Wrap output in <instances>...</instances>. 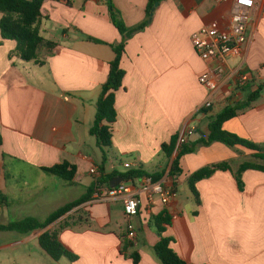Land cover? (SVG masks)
Wrapping results in <instances>:
<instances>
[{"label": "crops", "instance_id": "crops-1", "mask_svg": "<svg viewBox=\"0 0 264 264\" xmlns=\"http://www.w3.org/2000/svg\"><path fill=\"white\" fill-rule=\"evenodd\" d=\"M256 2L249 44L226 66L229 71L241 66L252 82L260 84L264 83V0ZM112 3L128 28L147 20L148 0ZM230 9L219 0H162L149 27L128 41L122 59L126 75L116 93L113 145L106 150L112 169L106 165V174L143 169L162 175L158 183L177 190L178 198L169 205L158 197L150 202L149 184L145 178L136 180L133 186L141 206L135 241L127 237L123 201L91 200L46 230L28 235L0 232V251H21L0 264H134V253L139 264H161L154 250L161 238L153 218L163 214L171 218L164 236L173 240L171 248L188 264H264V172H243L242 188L237 174L244 163L264 166V161L254 160V152L241 147L199 146L182 157V173L175 180L170 171L178 152L169 157L163 150L174 137L179 142L191 130L196 135L190 143L207 139L211 119L247 99V93L230 80L217 91L212 108H205L209 91L200 77L208 64L192 43L196 33ZM42 17L40 35L54 46L41 48L39 63L14 56L17 43L4 40L0 29V225L27 218L43 223L90 195L96 182L91 169H99L103 159L90 131L116 58L112 47L122 42L108 0H46ZM223 129L264 147V92ZM64 163L76 171L71 184L46 171ZM222 163L230 169L197 183V204L190 177ZM66 222L70 226L61 230ZM47 231H57L77 261H54L39 244Z\"/></svg>", "mask_w": 264, "mask_h": 264}, {"label": "trees", "instance_id": "trees-1", "mask_svg": "<svg viewBox=\"0 0 264 264\" xmlns=\"http://www.w3.org/2000/svg\"><path fill=\"white\" fill-rule=\"evenodd\" d=\"M46 0H0V14L3 15L0 22V29L4 40L14 41L17 43V48L14 56L24 62L39 63V51L43 47H53L54 44L46 42L40 35L39 23L42 20V8ZM162 0H148L147 6V20L136 27L128 28L112 3L108 0L111 19L114 26L117 28L122 36L121 44L113 46L116 54L115 60L110 65V73L108 81L103 85L101 95L97 102V114L93 128L90 133L97 139L100 148L103 151L102 163L99 166L101 173L100 182L105 187H110V184L116 178H123L126 182H134L136 180L151 178L154 183H158L162 179V175H152L143 169L130 170L124 174L113 172L107 175L105 166L108 163L107 149H111L113 145V125L117 120V111L115 108L116 93L123 87L126 72L123 70L121 63L126 52V46L130 39L135 35L145 31L150 25V20L153 18V9L156 4ZM87 41L102 44L101 41L87 37ZM251 80L245 87L240 88L243 93H247V99L237 105L226 108L223 112L212 118L209 125V136L207 139H201L196 143L186 144L177 148L178 138L174 137L170 144L163 146L164 152L171 157L177 151L178 155L174 159L170 176L175 180L179 178L182 173L180 168V161L183 156L196 152L199 146H211L215 143H221L225 146L235 149L238 147L245 148L254 152L253 158L256 161H264V147L256 145L249 140L243 139L235 134L227 132L223 129L226 122L236 118L239 113L249 109L253 103L258 101L261 94L264 92V83L256 84ZM230 166L227 163L206 167L189 179V188L194 195L197 204H200L199 193L196 189L198 182L211 178L217 171L229 170ZM247 170H258L264 172V166L257 163H244L238 171V182L240 187H243L242 174ZM46 171L56 177L63 179L68 183H72L76 171L73 167L64 163L53 168L46 169ZM95 189L90 195H87L80 200L69 204L62 209L52 214L45 222L41 223L34 218H27L22 221L13 222L8 225H0V232L18 233L21 235H28L36 231L46 230L75 208L92 200ZM153 223L157 227L160 235V242L155 247V254L161 261V264H188L182 260L171 248L172 239L166 238L164 233L165 226L171 225V218L168 214H163L153 218ZM68 222L61 226V230L68 228ZM41 248L54 260L60 261L63 258L71 262L77 261L78 257L67 249L59 240V233L57 231H47L41 235L39 239ZM131 258L134 264H139L140 257L134 253Z\"/></svg>", "mask_w": 264, "mask_h": 264}, {"label": "built area", "instance_id": "built-area-1", "mask_svg": "<svg viewBox=\"0 0 264 264\" xmlns=\"http://www.w3.org/2000/svg\"><path fill=\"white\" fill-rule=\"evenodd\" d=\"M219 2L229 4L230 12L205 25L192 38L195 51L208 64L207 71L200 77V83L206 86L209 91L205 103L206 109L212 108L214 97L224 82L234 80L240 89L252 80L248 74L243 72L241 66L229 71L226 62L229 59L240 57L247 48L249 44L248 28L253 21L257 2L256 0H219ZM195 135V131H189L179 139L178 146L186 144ZM126 168L130 169L131 166L128 164ZM91 173L96 177L92 200L100 203L123 201L127 237L131 241H135L137 238L135 219L139 216L141 201L133 182L125 181L112 189L101 184V173L98 168H92ZM145 182L150 186V202L158 197L164 205H169L171 201L178 198V192L174 188H166L162 183H154L151 178H145Z\"/></svg>", "mask_w": 264, "mask_h": 264}, {"label": "rangeland", "instance_id": "rangeland-1", "mask_svg": "<svg viewBox=\"0 0 264 264\" xmlns=\"http://www.w3.org/2000/svg\"><path fill=\"white\" fill-rule=\"evenodd\" d=\"M114 164L117 165V163L115 161H114ZM111 169H112V164L109 162V163H107V170L111 171ZM180 194H181L183 199L186 198V193L185 192L182 191ZM1 244H2V241H0V245ZM13 254H17V255L21 254V251H16V252H13L11 250L0 251V261H2V260H5V261L10 260L11 259L10 256L13 255Z\"/></svg>", "mask_w": 264, "mask_h": 264}, {"label": "water", "instance_id": "water-1", "mask_svg": "<svg viewBox=\"0 0 264 264\" xmlns=\"http://www.w3.org/2000/svg\"><path fill=\"white\" fill-rule=\"evenodd\" d=\"M159 4H156L155 8L153 9V13L155 10L158 8ZM125 182L123 178H116L115 180L112 181L110 184V188H116L118 187L121 183Z\"/></svg>", "mask_w": 264, "mask_h": 264}]
</instances>
